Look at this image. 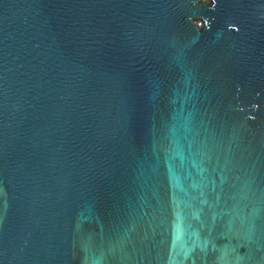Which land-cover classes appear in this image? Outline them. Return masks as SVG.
<instances>
[{"label": "water", "instance_id": "1", "mask_svg": "<svg viewBox=\"0 0 264 264\" xmlns=\"http://www.w3.org/2000/svg\"><path fill=\"white\" fill-rule=\"evenodd\" d=\"M0 264H264V0H0Z\"/></svg>", "mask_w": 264, "mask_h": 264}]
</instances>
